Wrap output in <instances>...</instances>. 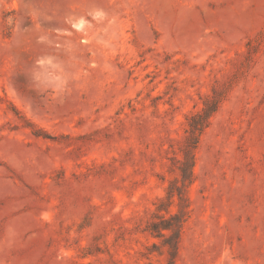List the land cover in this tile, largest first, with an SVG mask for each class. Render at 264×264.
I'll list each match as a JSON object with an SVG mask.
<instances>
[{
  "label": "rangeland",
  "instance_id": "rangeland-1",
  "mask_svg": "<svg viewBox=\"0 0 264 264\" xmlns=\"http://www.w3.org/2000/svg\"><path fill=\"white\" fill-rule=\"evenodd\" d=\"M0 264H264V0H0Z\"/></svg>",
  "mask_w": 264,
  "mask_h": 264
},
{
  "label": "trees",
  "instance_id": "trees-1",
  "mask_svg": "<svg viewBox=\"0 0 264 264\" xmlns=\"http://www.w3.org/2000/svg\"><path fill=\"white\" fill-rule=\"evenodd\" d=\"M214 111L215 110H213L210 113H213ZM209 115L210 114L206 112L204 116L199 117V118H202L201 122H198V123L195 122L193 125H191L192 126V131L191 132H192V136H193L194 142H193V144L191 145V147L187 151L188 155L190 154V156H191V149L195 148L197 143H198L197 142V138H198L197 134H201L202 133L203 129L205 128V123H206L207 119L209 118ZM191 118H196V115L192 116ZM192 157L193 156H191V161L193 159ZM192 167H193V161L190 163V167H188V169H186L185 172H184V170H182L183 171V182L184 183H186V182H188V184L192 183V181H193ZM175 195H178L180 200H182V198L184 196V193H183V191L180 188H178V194H174V192H172V191L169 192L170 199L174 198ZM166 229H169V228H166Z\"/></svg>",
  "mask_w": 264,
  "mask_h": 264
}]
</instances>
